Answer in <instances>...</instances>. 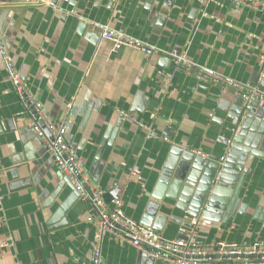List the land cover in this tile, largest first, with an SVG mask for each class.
<instances>
[{"label": "crops", "instance_id": "0c3cea01", "mask_svg": "<svg viewBox=\"0 0 264 264\" xmlns=\"http://www.w3.org/2000/svg\"><path fill=\"white\" fill-rule=\"evenodd\" d=\"M97 25L157 48L151 61L164 75L138 50L113 52ZM0 31L50 123L73 101L68 144L110 206L120 198L131 218L184 238L225 157L199 241L264 243V105L245 115L232 89L174 69L185 57L264 92L263 13L224 0H0ZM0 168V246L13 244L0 248V264H92L96 210L37 138L1 62ZM102 255L103 264H172L113 234Z\"/></svg>", "mask_w": 264, "mask_h": 264}, {"label": "built area", "instance_id": "2783aa9c", "mask_svg": "<svg viewBox=\"0 0 264 264\" xmlns=\"http://www.w3.org/2000/svg\"><path fill=\"white\" fill-rule=\"evenodd\" d=\"M224 1L239 4L264 14V0ZM98 28L99 36L102 40L112 44L113 52H119L123 49L138 50L147 56L149 67L152 70L156 71L159 76L164 75L163 71L157 69L151 61V58L159 52L157 48L117 31L109 25H99ZM0 62L18 99L30 117L37 138L45 143L59 172L72 185L80 199L90 202L96 210V216L87 219L88 222H94L97 227L95 239L91 244L92 264H103V243L108 234L116 235L130 244L139 245L148 254L169 260L172 264H264L263 242H256L250 246L226 242H219L211 246L202 244L198 237L201 217L191 222V228L184 238L169 239L162 232L128 216L125 213L122 199L113 200L110 206V203H107L104 198L103 190L91 181L81 160L68 144L67 121L73 108V101L69 104L60 123H50L45 114L43 103L30 92L18 71L1 31ZM174 69L175 72L192 76L199 83L212 84L221 90L232 89L235 96L243 102L245 115L249 114L255 105H264V92L256 84L226 78L208 68L194 65L185 57H175ZM125 116L128 115L125 114ZM238 131L239 129L232 130V137L228 140L229 147L233 145ZM148 138H153L152 131H149ZM162 139L165 142H171L169 138L164 137ZM181 150L182 152L187 151L184 148ZM191 152L200 158H208L207 154L199 150H192ZM223 161L224 158L221 159V162ZM2 174L3 170L0 168V180ZM136 176V169H129L126 176L127 183L135 182ZM1 203L2 198H0V207H2ZM6 222V218L0 219V225ZM5 247H13V244L4 243L0 246V248Z\"/></svg>", "mask_w": 264, "mask_h": 264}, {"label": "water", "instance_id": "95a60500", "mask_svg": "<svg viewBox=\"0 0 264 264\" xmlns=\"http://www.w3.org/2000/svg\"><path fill=\"white\" fill-rule=\"evenodd\" d=\"M228 168L229 167H228V164H227V161H226L225 157H224V161L223 162H221V160L217 161V169H215L214 176H213V178L211 180V183L209 185V190H208L206 199L203 201L202 205L200 206V208L198 210V217L200 216L201 218H204V216L207 214V212H208V210L211 207L212 202H213L212 199H211L213 190H214L216 185H220L221 182L224 180L225 175L227 174ZM75 193H76V191H75Z\"/></svg>", "mask_w": 264, "mask_h": 264}]
</instances>
